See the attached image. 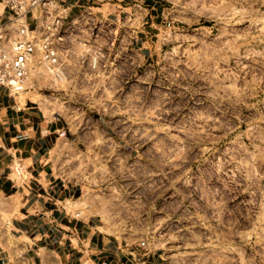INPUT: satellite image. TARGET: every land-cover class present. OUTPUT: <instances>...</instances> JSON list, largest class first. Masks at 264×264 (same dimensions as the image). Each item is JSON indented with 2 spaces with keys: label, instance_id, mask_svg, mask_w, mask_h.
I'll use <instances>...</instances> for the list:
<instances>
[{
  "label": "rangeland",
  "instance_id": "rangeland-1",
  "mask_svg": "<svg viewBox=\"0 0 264 264\" xmlns=\"http://www.w3.org/2000/svg\"><path fill=\"white\" fill-rule=\"evenodd\" d=\"M102 3L65 42L67 78L27 89L72 126L50 155L71 208L159 264H264V0Z\"/></svg>",
  "mask_w": 264,
  "mask_h": 264
},
{
  "label": "crops",
  "instance_id": "crops-1",
  "mask_svg": "<svg viewBox=\"0 0 264 264\" xmlns=\"http://www.w3.org/2000/svg\"><path fill=\"white\" fill-rule=\"evenodd\" d=\"M55 1L68 17L82 6L104 5L103 0ZM7 17L0 3V22ZM156 25L145 21L139 42H151ZM27 89L12 93L0 85V198H10L5 211H12L8 231L0 230V264H10L16 249L26 264H159L156 254L127 245L106 232L96 216L71 208L79 198L77 187L55 174L50 155L57 142L71 138L72 126L59 108L44 102L42 93ZM15 164L23 178L15 176Z\"/></svg>",
  "mask_w": 264,
  "mask_h": 264
},
{
  "label": "built area",
  "instance_id": "built-area-1",
  "mask_svg": "<svg viewBox=\"0 0 264 264\" xmlns=\"http://www.w3.org/2000/svg\"><path fill=\"white\" fill-rule=\"evenodd\" d=\"M6 9V22H0V85L12 93L26 89L30 69L41 61L53 68L57 78L66 79V61L70 53L64 49L70 33L79 20L87 22V6L74 17L55 0H0ZM17 175L19 164L13 165ZM78 215V212H75Z\"/></svg>",
  "mask_w": 264,
  "mask_h": 264
},
{
  "label": "bare ground",
  "instance_id": "bare-ground-1",
  "mask_svg": "<svg viewBox=\"0 0 264 264\" xmlns=\"http://www.w3.org/2000/svg\"><path fill=\"white\" fill-rule=\"evenodd\" d=\"M41 63H42L41 65H34V67H32L30 69V73H29V75H28V77H27V79L25 81V85L27 87H32L33 86V79H34L35 76H37V74H40V72H44V74L46 75L45 71L47 72V74H49L52 77L54 86L58 85L61 79L63 81L64 78H62V77L61 78H57L55 75H53V68L50 65L46 64L45 62H41ZM0 205L4 206L5 202H1L0 201ZM6 212H5L4 207H3V209H1V211H0V218L1 219H5L7 217L6 216ZM10 243L12 244L13 241L11 240Z\"/></svg>",
  "mask_w": 264,
  "mask_h": 264
}]
</instances>
